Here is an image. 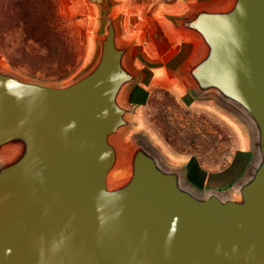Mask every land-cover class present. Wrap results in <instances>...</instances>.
Masks as SVG:
<instances>
[{"label":"water","instance_id":"water-1","mask_svg":"<svg viewBox=\"0 0 264 264\" xmlns=\"http://www.w3.org/2000/svg\"><path fill=\"white\" fill-rule=\"evenodd\" d=\"M97 5L94 54L77 75L0 67V264H264V0L168 17L192 41L176 69L189 97L246 132L249 160L225 190L197 187L144 135L129 138L142 74L116 3Z\"/></svg>","mask_w":264,"mask_h":264},{"label":"rangeland","instance_id":"rangeland-1","mask_svg":"<svg viewBox=\"0 0 264 264\" xmlns=\"http://www.w3.org/2000/svg\"><path fill=\"white\" fill-rule=\"evenodd\" d=\"M2 1L0 0V5ZM99 2L100 0H56L59 14L80 54L78 67L65 80H44L29 75L26 70L12 67L6 58L13 51L1 47L0 67L23 78L52 83H61L77 75L89 64L94 54L97 29L92 31L90 22L94 15L92 6L95 5V16L99 24ZM130 2L132 6L140 5L143 11L152 8L148 5L152 4L150 0ZM149 14L150 12L147 16L150 18ZM147 24L149 26L144 27V30H150L152 37L147 36L144 45L149 48L160 45L162 49L177 45L172 37L169 38L168 34L164 35L162 30L157 29L153 20L150 23L147 21ZM152 77L149 76L134 97L135 127L128 133L129 138L134 134L144 135L169 163L187 166L189 179L197 187L227 189L239 178L249 160V148L242 125L213 102L195 101L177 84L169 90L165 88L167 84L153 82ZM119 175L120 172H116L114 177Z\"/></svg>","mask_w":264,"mask_h":264},{"label":"trees","instance_id":"trees-1","mask_svg":"<svg viewBox=\"0 0 264 264\" xmlns=\"http://www.w3.org/2000/svg\"><path fill=\"white\" fill-rule=\"evenodd\" d=\"M0 47L13 51L6 58L12 67L49 81L65 80L80 62L56 0H3Z\"/></svg>","mask_w":264,"mask_h":264},{"label":"crops","instance_id":"crops-1","mask_svg":"<svg viewBox=\"0 0 264 264\" xmlns=\"http://www.w3.org/2000/svg\"><path fill=\"white\" fill-rule=\"evenodd\" d=\"M150 1L152 4L148 3V5L152 8H148V11H143L139 7L140 5L135 4L136 6H132L133 4L130 0H114L116 3L115 12L119 15L121 35L127 41H134L131 57L135 67L142 74L140 84L130 95V102L132 104L136 93L139 91L140 87L143 86L150 75L153 76V82H157L158 84H167L165 85L166 89L170 90L174 87V84H177V87L186 91L185 85L176 74V69L192 51V41L188 36L174 29L168 20V17L183 16L187 14L193 6L214 0ZM92 9L94 10V15L90 22V27H92L93 31L94 28L97 29L98 21L97 16H95V13H97L96 6H92ZM148 12H150V18L147 16ZM151 20L156 23L159 31L162 30L164 35L168 34L169 38L172 37L171 39L177 43V45L174 44L168 49H162L160 45H154V48H149L146 44L144 45L147 36L148 38L152 37L150 30H144V27L149 26L147 21L150 23ZM157 83L156 85H158ZM244 137H246L245 130ZM246 140L247 137L245 138V141Z\"/></svg>","mask_w":264,"mask_h":264},{"label":"bare ground","instance_id":"bare-ground-1","mask_svg":"<svg viewBox=\"0 0 264 264\" xmlns=\"http://www.w3.org/2000/svg\"><path fill=\"white\" fill-rule=\"evenodd\" d=\"M125 137H127V136H125Z\"/></svg>","mask_w":264,"mask_h":264}]
</instances>
